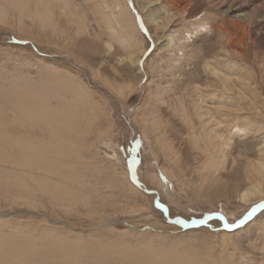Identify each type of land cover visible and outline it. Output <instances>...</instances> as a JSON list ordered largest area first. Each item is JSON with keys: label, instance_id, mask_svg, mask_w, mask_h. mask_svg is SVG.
<instances>
[{"label": "rangeland", "instance_id": "1", "mask_svg": "<svg viewBox=\"0 0 264 264\" xmlns=\"http://www.w3.org/2000/svg\"><path fill=\"white\" fill-rule=\"evenodd\" d=\"M117 1L25 0L22 6L0 0V115L11 117V105L39 107L29 103L30 91L40 95L36 102L56 93L68 105L57 119L59 128L27 134L75 142L71 153L66 143L62 155H42L44 172L3 161L0 147V264H264V209L232 231L216 217L236 224L264 202L228 196L235 180L225 175L242 171L249 161L264 162V112L255 122L242 119L245 125L225 118L222 109L229 104L217 101L223 92L211 74L214 68L244 85L241 96L226 95L240 100L242 116L255 117L243 104L264 102V0H164L149 9L146 0H126L142 39L136 42L113 21ZM140 47L145 51L138 68L128 58ZM182 104L198 141L213 132L228 140L224 168L205 169L196 149L184 159L173 152L159 163L151 158L153 150H165L170 133L174 149L190 145V131L181 130ZM79 105L86 119L82 130L67 129L65 113ZM112 144L123 159L118 171H127L135 187V163L136 178L152 193L137 189L133 195L114 179ZM8 149L19 156L15 147ZM210 215L216 216L188 229L168 220Z\"/></svg>", "mask_w": 264, "mask_h": 264}, {"label": "bare ground", "instance_id": "2", "mask_svg": "<svg viewBox=\"0 0 264 264\" xmlns=\"http://www.w3.org/2000/svg\"><path fill=\"white\" fill-rule=\"evenodd\" d=\"M13 1L16 4H21L25 0H13ZM47 1L49 2L51 0H47ZM163 1L164 0H146L144 7L146 9H149L150 7H153L156 4H160ZM181 1H183V0H181ZM190 1H193V0H190ZM10 2H11V0H10ZM48 4L49 3H47V2H46L45 5L43 4L45 6V9L48 7L47 6ZM21 5L23 6V4H21ZM129 7H130V5L127 3L126 0H118L117 2H115V4L112 7L111 11L113 13V21L115 23H117V26H119V28L121 29V31L124 32L126 35H128V38L129 39L134 40L136 42L138 40L137 37L140 38L141 35L138 32V30H137V25L135 23L134 14L131 12V10L129 9ZM133 7L135 8V6H133ZM139 14H140V12H139ZM140 17H141V19H143L142 14H140ZM233 19L234 20H237V17L236 18H233ZM154 21H156V20H154ZM229 23L230 24H233V26L235 28L238 27V24H239L238 21H229ZM149 34H150L149 36L152 37V39H153L154 36L150 32H149ZM29 40H30L31 43H34L32 41V38L31 39L29 38ZM135 42H132V43H135ZM129 43H128V46H131V44H129ZM135 44H137V43H135ZM155 44H157V42H155ZM108 48H110V47H108ZM133 51H135V50H133ZM144 51H145L144 48H141L139 54H137V56L135 58L133 57V54H132V57L130 56L128 58L131 61V63L137 65L138 68H139V64H140L139 63V60H140V58H141V56H142V54H143ZM223 52L226 53V54H229L230 53V50L224 49ZM219 54L220 53H217V55L215 56V58H218V57L220 58ZM62 56L67 59V57L65 55H62ZM211 74H213V75H215L217 77V81L216 82L220 86V91L222 89V92H223V94L221 96L217 97V101L219 103L227 102L229 104V106H225V108L222 109V111L224 109L227 110L226 111L227 112V115L225 116V118L230 119L235 124V123H238L239 119H241V121L243 123H244V121H246V122L247 121L255 122V118L257 116H259V117L261 115L263 116V113L262 112H264V102H262V101H261L262 103H252V102L247 101L245 104H243V106H244V108L247 109L248 112H250L249 114H252L255 117L252 118L250 116L249 117L248 116H242V114L240 113L239 109H237L238 108V105H236V104H238V101H240V100H238V99L236 100V98H231V96L230 97H227L226 92H228V93L229 92L236 93L238 95V97H239V96L242 95V89H244V85L243 86L242 85L241 86L235 85V83L233 82V79H232L231 76H229L227 74H222V73H220L218 70H216L214 68L211 69ZM84 75H86V74H84ZM101 88H102V86H101ZM29 95L31 96L32 99H34V101L29 102V103L32 104V105H34V106H36V104L38 105L40 103L39 107H37V108L24 107L23 108V107H19L17 105H15V106L11 105V109L9 110V112L12 111L11 112L12 113L11 114V117H10V115H4V114L0 115V147L2 149L1 150V152H2V155L1 156H3L2 157L3 161H5L7 163H11V164H13L15 166H18V167L19 166H22L24 168V165L25 166L28 165V166H30V168L32 167L34 169H40V170H42L44 172V171L48 170V168H47V166H42L41 163H40V161H42V160L45 159L46 154H49L51 152H55L56 154H59L61 152L60 149L64 148V145L66 143H70L68 145L67 150H68V152L71 153V152H73L72 150L75 147L74 144H73L75 142H73V140H71V139L66 140L65 139L66 137L64 139H62L60 137L59 138H53V141L49 139L46 142L43 139H41V140L40 139H36L34 133L33 134H27L31 129H33L32 132H34V130L37 127H42L41 131L47 130L50 134L52 133L51 130H54V129L57 130V128H59V126L57 125V122L59 120H57V119L59 118V115L62 112L63 106L67 105V104H64V102L59 98L58 94H56V93L53 94L51 92V93H49V97L48 96L47 97H42L38 102H36L37 101V96L39 95L37 92L30 91L29 92ZM39 98H40V95H39ZM50 98H52L51 100L54 99V100H56L59 103L58 109H55V108L51 107V105H52L51 102L52 101L50 100ZM200 108H201V106H200ZM204 109H205V106H204ZM81 110L84 112L83 106L81 107V105H79V106H76L74 108L69 109L67 111V113H65V119L67 118V121H68V124L66 126L67 129H70L71 130L73 128V130H76V129H79L82 126L81 125L82 121L83 120H86V119H83L84 116L81 115V113H80ZM83 112H82V114H83ZM206 112H204V113H206ZM175 113H177V112L175 111ZM179 115H180L181 121H182V122L180 121V124H182L181 125V130H186V131L189 130L190 131V135L188 136V137H190L189 138L190 139L189 140L190 145L188 143H186V145H184V146L182 145V147H180L181 145H179L178 146L179 149H174V147H173L174 145H173L172 139H173V137L175 135H174V133H172V134L170 133L169 135H171L170 136L171 138H169V136L166 137V148H165V150L162 151V148H161V151L159 150V154H157L153 150L151 152L152 153L151 154L152 155L151 158H153V160H156L159 163L160 156L164 157V159H167V157L170 155V153L173 152L174 157H176V155L178 156V154H180L181 155V159L182 158L184 159V158H186L187 155H189V154L192 153V151L190 149H192V150L196 149V150H200L201 151V153L198 152L200 156L203 155L205 157V162L203 163L204 164L203 167L205 169H207L209 171H211V170L214 171V170L218 169L217 167L224 168V157L226 155V150L229 149L228 148L229 147V144H228V140H226V138L223 136V134L222 133H219V132H213L212 133V135H213L212 138H210V137H208V138L199 137L198 138V136H199L198 135L197 136V138L199 139V141H198L196 139V137H195V133H193L194 132V121H192L190 119V116L188 115L187 110L183 106V104L181 106ZM198 116L201 117V114H199ZM213 116H215V115H213ZM125 119H126V121H128L129 126L131 127L132 126L131 121L128 119V117H125ZM208 121H206L204 119L202 121L205 128H208L207 127ZM258 122H261V121H257V123ZM247 123H246V125H247ZM234 124L231 125V126H234ZM216 125H217L216 123L213 124V126H216ZM244 125H245V123H244ZM153 126L154 125H151V128L150 129L147 128L148 132H152L153 131ZM87 128H89V127L87 126ZM242 128L243 127L240 126V127H238V130L241 131ZM160 129H158V130L161 131ZM62 130H65V128L64 129H61V131ZM80 130H82V128L79 129V131ZM165 130L169 131V125L166 126V129ZM245 131H246V133H248L250 131V129H245ZM62 137H63V135H62ZM69 138H70V136H69ZM73 138H74V136H73ZM104 140H106V139H104ZM200 140L202 141L201 143H199ZM76 142H77V140H76ZM112 145L111 146H108V147L111 148L112 154H113L109 158H110V160L115 161V164H116L114 167L111 164V166L113 167L111 169H113L112 171H113V174H114V179H116L117 181H121L122 184H123V186L125 185L130 190V192L133 193V195L134 194H138V193H136V192H138L137 189L143 190L144 192L148 191L149 189L146 188V186L144 184H142L140 182V180L138 178H136V176H135L136 184H133L135 186V187H133L129 183V181H128V172L127 171H123L122 173H120L118 171L119 170L118 167L123 166V159L117 154V152L115 150V145L114 144H112ZM159 146H160V144H159ZM162 146H163V144H162ZM12 147H15L17 149V152H18L19 156H16V155L14 157L11 156L12 153L8 152V150H9L8 148H12ZM62 154L60 153L59 155H62ZM42 155H45V156H42ZM125 158H127V156ZM169 163H170V161H169ZM31 165H33V166H31ZM120 169H122V167H120ZM152 170L154 172V169L153 168H152ZM163 170L164 171L166 170L165 172L168 174V169L166 167H163ZM207 170L205 172H207ZM147 173H150V172H147ZM225 175L226 176H231L232 179H233V183H234V180H235V184L232 185L231 191L229 192V195L228 196H240V199H243L244 197H247V196H249V197L250 196H258L259 198H263L264 199V162L263 161H258V162H256V161H249L246 164V166L244 167V169H242V171L241 170L240 171H236L233 174L225 173ZM169 176L171 178H174L175 177L174 174H171V173L169 174ZM155 179H156V177H155ZM218 181H219V179H218ZM213 182L211 184H213ZM183 184H185V183H183ZM151 188H153V187H151ZM227 188L229 189V187H227ZM123 190H124V188H123ZM217 191H216V194H217ZM198 192H200V190H198ZM141 195H143V194H141ZM245 202H247V201H245ZM157 205L164 212H167V209H164V206L162 204H160V202L158 200H157ZM256 208H260L256 213H258L259 211H261V210L264 209V207H256ZM211 216H216V215H210V216L206 217V218H209L208 220H205L206 218H204V219L193 220V221H185V220H181V219H178V220L174 221L172 219L170 220V217H168V220L171 223H173V224H177L178 226L183 227V229H188V228L198 227V226H201V225L207 223L209 220H211V218H212ZM216 217L218 219H220L223 222L224 225L227 224V221H226L225 216L223 217L221 215H217ZM243 217L241 219H243ZM180 221H184V224L183 223H180ZM201 221H203V223H201ZM195 223L197 224L196 226L186 227L187 224L192 225V224H195ZM226 228H227V230H230V231L234 230L233 227H226Z\"/></svg>", "mask_w": 264, "mask_h": 264}, {"label": "snow or ice", "instance_id": "3", "mask_svg": "<svg viewBox=\"0 0 264 264\" xmlns=\"http://www.w3.org/2000/svg\"><path fill=\"white\" fill-rule=\"evenodd\" d=\"M256 207H264V202H261V203L258 204ZM256 207L252 208L251 211H249V212L244 216L243 219H241V220L238 221V223L242 224V223H244L245 220L249 219V218L252 216L253 212L256 211ZM180 223H184V221H180ZM201 223H203V221H201ZM225 226H226V227H235L236 224H231V225L226 224Z\"/></svg>", "mask_w": 264, "mask_h": 264}, {"label": "water", "instance_id": "4", "mask_svg": "<svg viewBox=\"0 0 264 264\" xmlns=\"http://www.w3.org/2000/svg\"><path fill=\"white\" fill-rule=\"evenodd\" d=\"M134 165H135V163H133V165H132V170H131V175H130L131 177H130V178H131L132 182H133L134 184H136V181H135V180H136V179H135V172H134V169H133ZM146 192L151 193L152 191H146ZM259 209H260V208H256V211L253 212V214L256 213ZM253 214H252V215H253ZM208 219H209V218H206L205 220H208ZM183 224H184V223H183ZM239 224H240V223L237 222V223H236V226L238 227ZM196 225H197L196 223H195V224H192V225L187 224L186 227H189V226H196ZM236 226L233 227V229L236 228Z\"/></svg>", "mask_w": 264, "mask_h": 264}]
</instances>
